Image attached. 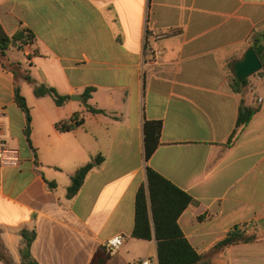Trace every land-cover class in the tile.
Instances as JSON below:
<instances>
[{
    "label": "crops",
    "instance_id": "obj_1",
    "mask_svg": "<svg viewBox=\"0 0 264 264\" xmlns=\"http://www.w3.org/2000/svg\"><path fill=\"white\" fill-rule=\"evenodd\" d=\"M0 23L10 36L21 24L35 34L12 59L69 97L60 108L30 98L28 138L14 76L0 65V142L17 160L0 165V238L15 264L23 231L35 235L37 264H90L117 235L123 244L107 264H159L156 240L131 235L147 167L197 201L178 224L198 254L236 228L264 226V67L245 90L231 86L233 63L264 32V0H0ZM87 88L105 114L71 99ZM242 108L257 111L226 146ZM72 117L82 125L57 129ZM146 121L162 123L148 161ZM97 155L103 162L68 197L71 176ZM249 244L212 264H240Z\"/></svg>",
    "mask_w": 264,
    "mask_h": 264
},
{
    "label": "trees",
    "instance_id": "obj_2",
    "mask_svg": "<svg viewBox=\"0 0 264 264\" xmlns=\"http://www.w3.org/2000/svg\"><path fill=\"white\" fill-rule=\"evenodd\" d=\"M35 34L26 26L21 24L18 31L13 35H8L0 23V65L14 76V98L18 107L24 112L26 117V135L29 138L31 129V113L25 98L22 96L18 85L19 78L33 86V94L40 98L50 96L57 106H63L69 99L68 96L60 95L56 89L49 84L37 85L31 77L30 65L26 62L14 61L11 57V50L23 51L25 46H33L36 42ZM264 67V32L254 34L250 42ZM248 80L243 83L231 79V86L235 91L245 90ZM91 88L83 91L85 100L91 97ZM87 111L93 114H103L104 112L87 106ZM257 109L242 108L236 120V127L226 146H230L239 136L240 131L249 123ZM74 125L69 126L67 122L58 124L56 127L62 132L70 130L74 126H80L83 120L72 117ZM162 123L156 121H146L144 123V149L145 159L149 160L159 144ZM103 162L101 155L95 156L89 163L78 168L71 176V185L67 188V196L74 197L82 187L88 173ZM50 187L54 183L48 182ZM135 220L132 237L137 240H156L157 258L159 264H212V257L217 252L238 244H249L254 237L248 236L245 230L237 228L230 231L222 240L215 243L205 254H198L192 248L184 236L178 220L182 213L190 206L198 203L186 192L175 186L168 179L158 174L151 167L146 168V184L142 185L135 195ZM22 247L20 248V264H37L32 259L30 246L35 239L34 233L22 232ZM111 256L104 248H99L90 264H107ZM0 261L4 264H15L12 257L4 246L0 238Z\"/></svg>",
    "mask_w": 264,
    "mask_h": 264
},
{
    "label": "rangeland",
    "instance_id": "obj_3",
    "mask_svg": "<svg viewBox=\"0 0 264 264\" xmlns=\"http://www.w3.org/2000/svg\"><path fill=\"white\" fill-rule=\"evenodd\" d=\"M31 69V68H29ZM32 77V75H31ZM33 79V78H32ZM18 85L20 87V91L22 96L25 98L26 104L28 107H31V100H29L30 98H32L33 100H36L35 95L32 94V89L33 86L27 82H25L23 79L19 78L18 80ZM38 86L41 85V83L37 84ZM25 94L28 95V100L25 97ZM41 98V97H40ZM91 98H88L87 100L84 99V101L79 102L80 106H84L87 109V106H90L93 104V101H91ZM89 104V105H88ZM61 107V106H60ZM59 107V108H60ZM107 109L110 110V108L107 106ZM107 110V111H108ZM105 114V111L102 110ZM257 230H253L252 228L246 230V233L248 236H253L254 240L253 242H251V244H249L252 247H246L243 250L247 251L250 256L249 257H244L241 253L242 248H240V264H264V226L261 227V229L258 230V228H256ZM255 245V246H253ZM246 256V255H245Z\"/></svg>",
    "mask_w": 264,
    "mask_h": 264
},
{
    "label": "water",
    "instance_id": "obj_4",
    "mask_svg": "<svg viewBox=\"0 0 264 264\" xmlns=\"http://www.w3.org/2000/svg\"><path fill=\"white\" fill-rule=\"evenodd\" d=\"M263 68V64L258 57L255 50L250 47L248 48L243 57L240 60H237L232 65V73L236 81L243 83L245 80H248L250 77L259 73ZM73 101H83L84 97L82 96H72Z\"/></svg>",
    "mask_w": 264,
    "mask_h": 264
},
{
    "label": "built area",
    "instance_id": "obj_5",
    "mask_svg": "<svg viewBox=\"0 0 264 264\" xmlns=\"http://www.w3.org/2000/svg\"><path fill=\"white\" fill-rule=\"evenodd\" d=\"M261 100H259L260 102ZM11 154V151L8 149L7 145L4 143L0 142V165H7V164H16L17 160L9 158V155ZM123 236L122 235H117L111 239H109L106 242V247L107 253L109 255H114L122 246L123 244ZM139 264H149L147 260L140 262Z\"/></svg>",
    "mask_w": 264,
    "mask_h": 264
}]
</instances>
